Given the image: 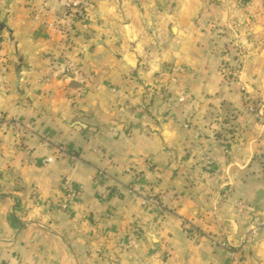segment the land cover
<instances>
[{
	"label": "crops",
	"instance_id": "0c3cea01",
	"mask_svg": "<svg viewBox=\"0 0 264 264\" xmlns=\"http://www.w3.org/2000/svg\"><path fill=\"white\" fill-rule=\"evenodd\" d=\"M204 9L87 0L69 30L67 0H0V264H233L222 243L245 238L246 264H264V52L232 60L241 91L219 66L232 34ZM97 168L109 175L91 182Z\"/></svg>",
	"mask_w": 264,
	"mask_h": 264
},
{
	"label": "rangeland",
	"instance_id": "374dc122",
	"mask_svg": "<svg viewBox=\"0 0 264 264\" xmlns=\"http://www.w3.org/2000/svg\"><path fill=\"white\" fill-rule=\"evenodd\" d=\"M205 1L206 9L202 10L204 23L211 22L222 35L232 34L222 47L220 70L229 76L238 75L237 65L232 64V60L237 61V57L242 59L251 50L255 54L258 47L264 52V0ZM248 101L255 110L257 102L252 99Z\"/></svg>",
	"mask_w": 264,
	"mask_h": 264
},
{
	"label": "built area",
	"instance_id": "2783aa9c",
	"mask_svg": "<svg viewBox=\"0 0 264 264\" xmlns=\"http://www.w3.org/2000/svg\"><path fill=\"white\" fill-rule=\"evenodd\" d=\"M68 3V19H67V25L69 30L73 29V22L75 18H80V17H85V8L87 5V0H67ZM240 57H237V61L239 62ZM68 66L70 65L69 63L67 64ZM229 79L233 81L235 84H238L239 89L241 91H244V83L238 78V76H229ZM245 101V100H244ZM246 107L248 110H253L254 106L251 102L245 101ZM1 125L4 126H9L13 128L14 130H17L19 132L20 137H24L28 135L32 131V126L30 122L23 121L20 118L17 117H7L3 118L1 120ZM184 127H188L187 123L183 124ZM45 141H48V138H44ZM54 150L57 152L65 153L68 155V157L72 161L77 160V155L74 154L73 152H68L66 148L62 145L54 144ZM223 153L227 154L228 153V148L223 149ZM53 160V156H46L41 158V163H46V162H51ZM208 162V161H206ZM145 168H148V164L145 163L144 165ZM108 170L107 168H97L89 177L91 182H98L102 180V178L108 177ZM62 188L66 192V194L69 196V198H74L77 196V193L83 190V186L80 185L78 187L74 186V184L71 183L70 179L68 177L64 178L63 183H62ZM128 193L131 194L134 197H138L141 204L145 208L149 209H155L158 213H162L165 210L164 202L158 198L156 194L153 193L152 190L150 189H143V190H135L133 186H128L127 187ZM223 197L227 196V192H223ZM61 208H65L66 204L64 202L60 203ZM253 225L254 227H263L264 226V221L259 220L255 218L253 220ZM138 234H139V229L137 225H133L132 227L129 228L124 240H123V246L126 248H137V239H138ZM248 242V238H245L242 240L241 243L234 245V246H229L227 244L222 243V245L226 248V252L230 256V258L233 261V264H246V261L243 257L244 250L246 248V243Z\"/></svg>",
	"mask_w": 264,
	"mask_h": 264
},
{
	"label": "trees",
	"instance_id": "16d2710c",
	"mask_svg": "<svg viewBox=\"0 0 264 264\" xmlns=\"http://www.w3.org/2000/svg\"><path fill=\"white\" fill-rule=\"evenodd\" d=\"M222 135H223V134H222L221 132H217V137H218L219 139H220V138H223Z\"/></svg>",
	"mask_w": 264,
	"mask_h": 264
}]
</instances>
